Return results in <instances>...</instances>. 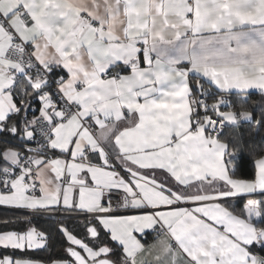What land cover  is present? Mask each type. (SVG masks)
Here are the masks:
<instances>
[{"label":"snow or ice","instance_id":"1","mask_svg":"<svg viewBox=\"0 0 264 264\" xmlns=\"http://www.w3.org/2000/svg\"><path fill=\"white\" fill-rule=\"evenodd\" d=\"M17 11L30 35L0 11V206L20 210L0 218V264H264V155L247 179L243 154L215 167L212 143L221 111L264 93V0ZM85 55L93 75L72 67ZM44 168L60 217L32 207ZM42 223L70 259L34 258L51 251Z\"/></svg>","mask_w":264,"mask_h":264},{"label":"trees","instance_id":"2","mask_svg":"<svg viewBox=\"0 0 264 264\" xmlns=\"http://www.w3.org/2000/svg\"><path fill=\"white\" fill-rule=\"evenodd\" d=\"M25 86H27L25 84ZM250 101L248 104L236 103L228 107L227 111L235 113L249 112L253 116V121L249 123H242L235 126L226 125L222 130V133L217 137L226 143L227 159L230 157H235L243 154L244 162V172L242 173L245 178H254L252 159L256 156L264 155V151L261 150L260 146L264 143V127L260 125V121H264V110L260 108L258 100L260 94L251 93L249 94ZM246 97L240 96L238 99H244ZM260 197V196H259ZM258 197V198H259ZM243 202L240 201L238 207H242ZM19 212L10 210L0 209V218L5 216H11L18 214ZM40 227L47 231L51 236V251L41 252L39 255L35 256V259H47L49 256H54L57 258H69L64 251L66 243L64 238L58 236L55 230V224L52 223H42ZM152 240L151 237L148 238V242ZM70 259V258H69Z\"/></svg>","mask_w":264,"mask_h":264},{"label":"crops","instance_id":"3","mask_svg":"<svg viewBox=\"0 0 264 264\" xmlns=\"http://www.w3.org/2000/svg\"><path fill=\"white\" fill-rule=\"evenodd\" d=\"M85 3H87L89 6H91L92 0H84ZM31 0H0V11H3L4 13L8 14L11 13L13 14V23L16 24L18 27H20L23 30V25L20 21V17L17 14V10L19 8V5L21 4H30ZM210 13V9L208 10ZM121 20L124 18L121 17ZM213 19H215L214 14H213ZM122 28L123 25L120 24V21H116V28L115 31L117 34L122 35ZM157 28L160 29L162 28V23L159 18H157ZM25 32V35H30L28 30H23ZM171 30H168L169 38L170 37ZM41 44H43V41H40ZM49 52L51 56H55L56 54L49 49ZM74 68H79L81 73L87 72L89 75H93L95 72L94 65L92 61L88 58L87 55L83 56L82 60H79L77 64L72 65ZM255 93V94H260V98L258 100V103L260 104V108L264 110V93H260L257 90H252L249 92V94ZM220 116L223 117V120L226 121L227 125L230 126H235L238 124L242 123H249L253 121V116L249 112H243V113H235L231 111L224 110L223 112L219 113ZM74 127L71 130H74ZM85 139H88L87 134H85ZM212 143L216 149H218L216 153V164L215 167L219 170L222 171V160L227 159V150L228 147L225 142L221 141L218 137H214L212 139ZM79 151V149H78ZM51 168H44L43 172L40 175V180L43 183V188L45 192V198L41 200H35L32 202V207L38 210H46L47 206L50 204H55L56 203V198L59 194V185L53 180V182L49 183V179H51ZM150 192V190H148ZM260 194H256V198H258ZM244 203V201L241 199ZM1 210H7L0 206ZM10 211H19V210H10ZM47 211V210H46ZM55 211V210H54ZM153 243V239L148 242V244ZM156 251H151L148 252L146 250L144 254V259L148 261V264H157L156 260Z\"/></svg>","mask_w":264,"mask_h":264},{"label":"built area","instance_id":"4","mask_svg":"<svg viewBox=\"0 0 264 264\" xmlns=\"http://www.w3.org/2000/svg\"><path fill=\"white\" fill-rule=\"evenodd\" d=\"M18 16L20 17L19 13L17 12ZM227 125L226 121L225 120H222V122L217 126L218 127V133H217V136L220 135L222 133V130L225 128V126ZM216 136V137H217ZM20 211V210H19ZM19 211H16V212H19ZM39 214L41 215H44V216H47L49 214L53 215L54 217H60L61 216V213H60V210H55V211H52V212H48L46 210H42L39 212ZM46 219V218H45ZM57 222H59V220H57Z\"/></svg>","mask_w":264,"mask_h":264},{"label":"rangeland","instance_id":"5","mask_svg":"<svg viewBox=\"0 0 264 264\" xmlns=\"http://www.w3.org/2000/svg\"><path fill=\"white\" fill-rule=\"evenodd\" d=\"M221 112H223V111H221Z\"/></svg>","mask_w":264,"mask_h":264},{"label":"water","instance_id":"6","mask_svg":"<svg viewBox=\"0 0 264 264\" xmlns=\"http://www.w3.org/2000/svg\"><path fill=\"white\" fill-rule=\"evenodd\" d=\"M70 258V257H69Z\"/></svg>","mask_w":264,"mask_h":264}]
</instances>
